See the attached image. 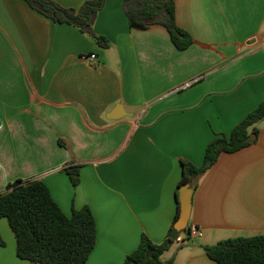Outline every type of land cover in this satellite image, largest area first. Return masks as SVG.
Returning <instances> with one entry per match:
<instances>
[{
  "label": "crops",
  "instance_id": "obj_1",
  "mask_svg": "<svg viewBox=\"0 0 264 264\" xmlns=\"http://www.w3.org/2000/svg\"><path fill=\"white\" fill-rule=\"evenodd\" d=\"M53 1L78 10L88 0ZM174 1L193 39L184 50L160 24L130 27L122 0H105L94 21L106 48L25 0H0V193L39 179L66 214L88 205L97 237L85 264H123L143 233L162 243L181 160L200 165L214 135L264 99V0ZM90 53L95 64L80 59ZM117 104L124 115L108 118ZM257 125L255 143L221 153L197 180L188 222L201 236L162 260L216 264L204 245L264 234V118ZM69 165L80 166L77 185ZM0 264H31L6 218Z\"/></svg>",
  "mask_w": 264,
  "mask_h": 264
},
{
  "label": "trees",
  "instance_id": "obj_2",
  "mask_svg": "<svg viewBox=\"0 0 264 264\" xmlns=\"http://www.w3.org/2000/svg\"><path fill=\"white\" fill-rule=\"evenodd\" d=\"M25 1L53 22L74 25L100 47H108V40L93 29L105 0H88L78 10L62 7L53 0ZM122 6L130 27L146 29L160 24L166 28L177 49L184 50L192 44L190 33L176 21L174 0H122ZM263 118L264 99L229 134L214 135L200 165L181 160L182 175L175 191L176 212L166 238L162 243H154L143 233L123 264H176L173 258L162 260V255L190 225L179 222L180 189L198 180L221 153L234 152L255 143L259 135L257 124ZM79 167L69 165L65 168L73 185L80 181ZM0 218H6L14 233L17 255L31 264H85L96 243V222L91 208L84 205L66 214L39 179L18 178L8 183L6 190L0 193ZM203 250L216 264H264V234L223 239L204 245Z\"/></svg>",
  "mask_w": 264,
  "mask_h": 264
},
{
  "label": "water",
  "instance_id": "obj_3",
  "mask_svg": "<svg viewBox=\"0 0 264 264\" xmlns=\"http://www.w3.org/2000/svg\"><path fill=\"white\" fill-rule=\"evenodd\" d=\"M123 106L121 104H117L111 112L107 115L110 119H117L124 115ZM197 180L190 186L189 184L183 185V187L179 191V204H180V214H179V222L183 225H186L189 220L191 206H192V195L194 192V188Z\"/></svg>",
  "mask_w": 264,
  "mask_h": 264
},
{
  "label": "built area",
  "instance_id": "obj_4",
  "mask_svg": "<svg viewBox=\"0 0 264 264\" xmlns=\"http://www.w3.org/2000/svg\"><path fill=\"white\" fill-rule=\"evenodd\" d=\"M80 59L83 61H86L88 63H92V64H95L97 62L96 55L94 53L82 54V55H80ZM201 234L202 233H201V230L199 227H197L194 224H190L188 229L183 232V235H184L183 237L195 239V238L200 237ZM178 238H180V235Z\"/></svg>",
  "mask_w": 264,
  "mask_h": 264
},
{
  "label": "rangeland",
  "instance_id": "obj_5",
  "mask_svg": "<svg viewBox=\"0 0 264 264\" xmlns=\"http://www.w3.org/2000/svg\"><path fill=\"white\" fill-rule=\"evenodd\" d=\"M181 234H183V232L181 233ZM180 234V235H181ZM199 238V237H198ZM197 239V238H196ZM190 240H192L191 238H187V237H183L182 239H177L175 242H174V248L175 247H179L181 244H183V243H186V242H190Z\"/></svg>",
  "mask_w": 264,
  "mask_h": 264
}]
</instances>
